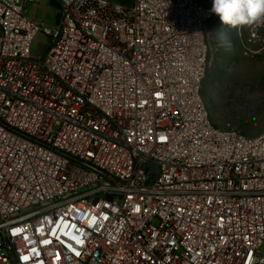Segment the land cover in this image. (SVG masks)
Masks as SVG:
<instances>
[{
    "label": "built area",
    "instance_id": "1",
    "mask_svg": "<svg viewBox=\"0 0 264 264\" xmlns=\"http://www.w3.org/2000/svg\"><path fill=\"white\" fill-rule=\"evenodd\" d=\"M29 2L0 0V264H264V133L211 120V11Z\"/></svg>",
    "mask_w": 264,
    "mask_h": 264
},
{
    "label": "rangeland",
    "instance_id": "2",
    "mask_svg": "<svg viewBox=\"0 0 264 264\" xmlns=\"http://www.w3.org/2000/svg\"><path fill=\"white\" fill-rule=\"evenodd\" d=\"M108 1L123 7L134 2ZM212 3L213 0H201L210 11ZM59 11L56 0H34L26 7V18L36 20L43 28H53ZM212 14L207 26L210 68L203 91L205 105L216 127H230L247 137H257L264 133V27L231 29ZM48 44L46 36L38 35L33 55L45 57ZM233 44H238L236 51Z\"/></svg>",
    "mask_w": 264,
    "mask_h": 264
},
{
    "label": "clouds",
    "instance_id": "3",
    "mask_svg": "<svg viewBox=\"0 0 264 264\" xmlns=\"http://www.w3.org/2000/svg\"><path fill=\"white\" fill-rule=\"evenodd\" d=\"M211 13L231 29L264 27V0H213Z\"/></svg>",
    "mask_w": 264,
    "mask_h": 264
},
{
    "label": "trees",
    "instance_id": "4",
    "mask_svg": "<svg viewBox=\"0 0 264 264\" xmlns=\"http://www.w3.org/2000/svg\"><path fill=\"white\" fill-rule=\"evenodd\" d=\"M224 27H226V26L224 25ZM227 35H228V33H227ZM232 46H233V50L236 51L237 47H238V44H233Z\"/></svg>",
    "mask_w": 264,
    "mask_h": 264
}]
</instances>
